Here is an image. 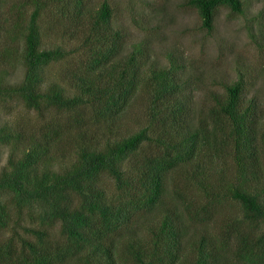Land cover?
I'll return each instance as SVG.
<instances>
[{"label": "trees", "instance_id": "1", "mask_svg": "<svg viewBox=\"0 0 264 264\" xmlns=\"http://www.w3.org/2000/svg\"><path fill=\"white\" fill-rule=\"evenodd\" d=\"M47 1L20 2L23 7L31 6L28 20L24 24L17 16L16 25L9 32L22 37L20 49L13 48L10 53L22 65L23 75L17 83L0 75V98H18L40 117L50 109L89 106L93 115L85 117L79 112L82 116L71 125L75 128L80 122L84 125L90 119L97 122L106 115L121 113L137 85L134 58L143 52L141 46L134 47L123 63L108 65L121 36L111 25V8L103 2L96 10H85L83 42L92 56L86 62L87 72L77 76L79 91L66 96L56 83L44 84V66L68 54L61 48L40 46L37 19ZM71 1L77 4V13L81 15V0H68ZM188 3L196 8L201 27L208 33L213 29L218 7L236 14L243 11V0H188ZM15 6L10 5L9 9L13 11ZM107 41L111 42L105 45ZM144 80L152 91L151 122L160 119L161 129L187 126L184 103L176 98L179 88L176 66L170 62L165 68H152ZM243 84L238 76L224 85L222 97L215 98L216 108L201 116L193 127L186 128L192 130L184 131L179 139L168 142L166 135L151 137L149 127H143L128 136L105 140L102 145H79L75 158L57 169L51 166L53 155L61 151L68 137L64 131L60 132L55 117L50 120L42 117L39 135L15 131L6 124L0 126V143L21 147L18 154L7 156L0 170V196L7 198L0 202V264H60L68 260V264H160L163 255L172 263L179 259L187 264H264L262 190L246 189L257 180V175L249 164L253 156L250 127L246 123L249 106L241 108ZM55 140L57 143H52ZM152 141L158 151L137 157L140 145ZM200 152L206 153L208 164L219 158L221 170L231 164L236 174L234 183L229 184L219 170H214V174L196 182L203 197L178 196L177 215H161L147 229L146 238L128 236L130 225L161 203L163 173L173 165L195 159ZM128 154L133 157L129 171L121 167ZM225 159H229L228 163ZM192 166V173L197 176L205 173V165L196 162ZM104 175L111 181V190L102 181ZM226 199L239 204L242 220L219 219L221 233L208 232L206 225L216 227L218 221L212 215L213 206ZM36 206L43 208L42 215L37 217L39 222L34 226L19 225L26 214H33ZM12 210L11 217L8 211ZM180 217L194 224L186 257L181 252L189 226L179 222ZM240 221L252 229L244 230L238 224ZM11 223L22 226L25 234L22 236ZM55 225L59 238L52 237L49 231ZM7 226L11 228L9 234ZM226 250L229 258L224 256Z\"/></svg>", "mask_w": 264, "mask_h": 264}, {"label": "rangeland", "instance_id": "2", "mask_svg": "<svg viewBox=\"0 0 264 264\" xmlns=\"http://www.w3.org/2000/svg\"><path fill=\"white\" fill-rule=\"evenodd\" d=\"M20 2L21 0H0V75L8 77L12 83L19 82L23 75L22 65L15 61V56L10 53L13 48L20 49L22 37L21 34L10 33L9 30L15 27L14 20L17 16H20L25 24L31 11L30 5L23 7ZM81 2L83 8L81 15L77 13V4L74 5V2L68 0L58 2L48 0L39 14L37 24L41 48H61L68 53L44 66V84L56 83L66 96L79 91L77 76L87 72L86 62L92 56L83 42L86 32L84 13L85 10L98 9L103 2L110 6L111 25L119 30L121 35L114 45L117 51L110 57L108 65L123 63L137 45L141 46L143 52L134 58L137 85L121 113L114 116L106 115L97 122H91L90 119L84 125L80 122L78 128L71 125L75 123L74 119L82 116L78 114L81 111L85 117L93 115L89 106L88 108L77 106L61 111L50 109L42 115L43 119L48 120L55 117L60 132L64 131L68 137L63 142L61 151H55L52 168L57 169L61 164L71 162L79 145L90 146L94 143L102 145L105 140L113 141L128 136L143 127H149L151 137L166 135L165 141L168 142L179 139L184 131L192 130L186 128L193 127L201 116L209 114L211 109L216 108L215 98L222 97L224 85L240 76L244 82L241 108L249 106L246 123L250 127V148L253 156L249 164L257 175V180L252 181L246 189L250 192L262 190L260 195L264 199V0H243V11L238 14L231 13L226 7H218L213 29L209 33L201 27L198 12L188 0H81ZM10 5H16L13 11L9 9ZM109 42L111 41L104 44ZM170 62L176 66V78L179 83L176 98L185 106L183 117L187 126L183 125L181 129H161L160 119L155 122L149 119L152 91L144 79L150 69L168 67ZM42 117L36 110L26 108L18 98H0V126L6 124L12 130L39 135L38 127L42 123ZM154 145L153 141L142 143L137 150V157L157 152L158 148ZM20 149L19 144L0 143V170L7 156L10 153L18 154ZM206 156V153L200 152L195 159L181 165H173L163 173L164 194L161 203L152 213L136 219L130 225L128 236L146 238L147 229L153 226L161 215L164 213L177 215L180 211L178 196L193 197V194H196L203 197L196 185L200 177H207L214 174V170H219L229 184L234 183L236 174L228 163L229 159H225L228 164L221 170V167H218L219 158H215L213 164H208ZM132 160V154H128L122 159L121 167L129 171ZM196 162L200 166H206L205 173L201 176L192 173V165ZM107 177L102 181L107 189L111 190V181ZM6 200V197L0 196L1 203ZM213 207L212 215L218 221L216 227L206 225L208 232L221 233L218 230L219 219L242 220L241 208L232 199L222 200ZM33 211L31 215L26 214L19 225L34 226L38 223L37 217L42 215L43 208L36 206ZM13 214V210L8 211L9 216L12 217ZM179 222H185L189 226L183 238L185 247L181 252L182 256L186 257L187 243L194 224L182 217ZM243 222L238 223L241 228L252 229ZM10 225L22 233V236L25 234L22 226L12 223ZM9 227L7 226L6 231L11 229ZM49 231L52 237H60L58 225ZM227 253L228 250L224 256L229 258L230 254ZM69 262L70 260L60 264ZM164 262L187 264L179 259L172 263L166 255H163L162 263Z\"/></svg>", "mask_w": 264, "mask_h": 264}]
</instances>
